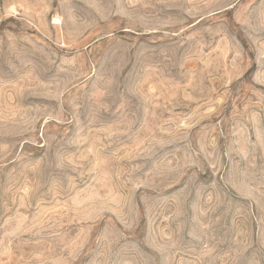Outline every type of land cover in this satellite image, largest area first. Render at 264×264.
Masks as SVG:
<instances>
[{
  "label": "rangeland",
  "instance_id": "1",
  "mask_svg": "<svg viewBox=\"0 0 264 264\" xmlns=\"http://www.w3.org/2000/svg\"><path fill=\"white\" fill-rule=\"evenodd\" d=\"M0 264H264V0H0Z\"/></svg>",
  "mask_w": 264,
  "mask_h": 264
}]
</instances>
